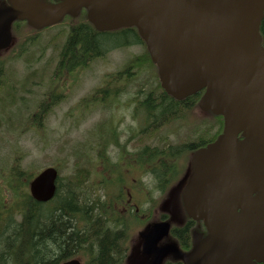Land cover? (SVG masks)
<instances>
[{
    "label": "water",
    "instance_id": "water-1",
    "mask_svg": "<svg viewBox=\"0 0 264 264\" xmlns=\"http://www.w3.org/2000/svg\"><path fill=\"white\" fill-rule=\"evenodd\" d=\"M0 5V51L11 26L36 30L87 12L99 32L136 28L158 68L163 90L177 101L204 91L202 115L224 118L217 140L193 157L194 173L174 185L157 212L171 216L131 239L127 264H259L264 261V0H7ZM58 171L47 168L30 184L32 198L51 201ZM187 215L204 223L182 251L169 237ZM62 264H82L73 259Z\"/></svg>",
    "mask_w": 264,
    "mask_h": 264
},
{
    "label": "trees",
    "instance_id": "trees-1",
    "mask_svg": "<svg viewBox=\"0 0 264 264\" xmlns=\"http://www.w3.org/2000/svg\"><path fill=\"white\" fill-rule=\"evenodd\" d=\"M83 18L78 19L75 26L72 25L75 29L68 40L67 50L64 55L63 49L60 52L57 73L50 80V91L40 102L37 112L33 115L35 120L46 119L53 108L67 97L62 89L63 86L69 80L76 82L77 76L94 63L88 61V58L102 53L105 44L116 42L118 47L144 45L136 29H125L121 35L116 32L114 33L116 38L110 40L105 33L97 34L91 31L94 30L92 25L84 21L86 19ZM24 26L25 24L22 22L16 24V27H19L18 31H22ZM261 34L264 45V19L261 24ZM126 37H129L130 40ZM35 44L34 38L25 41L20 45L18 57L27 56ZM6 63L0 60V108L3 104L0 114L8 116L9 113L14 116L13 108H18L19 111L23 107L25 108L23 106L25 103L16 105L19 101L16 96L18 90L24 87V91L29 93L31 86H40L43 82L41 78L36 79L35 71H30L25 81L18 83L11 80L5 72ZM127 67L135 71L134 84L145 69L150 67L155 71L153 74L154 84L150 87L146 84H139L138 91L133 98L134 115L138 114V117H142V122L147 124L146 132L141 133L137 138H157L160 130L178 124L185 125L191 134L195 135L192 140L194 142H199L202 138L212 134L211 140L216 139L221 134L224 125L222 117L192 119V113L204 91L183 101H177L169 96L159 84L156 67L147 51L141 56L132 58ZM14 78L16 77L12 79ZM8 99L11 101L7 102ZM96 99V95H92L86 104L92 105ZM22 119L24 118H20L18 121ZM105 120L108 121V119ZM198 121L200 124H197ZM97 129L98 126L95 125L91 133L101 139L102 132L99 134ZM208 130H212V132H208ZM89 147V145L80 144L72 175L63 177L62 169L56 168L60 177L54 200L48 203L35 201L26 190V184H20L23 179H27V185H29L32 177L20 168L19 158L14 160L6 185L12 193L9 204L1 193L0 264H61L72 258L82 259L83 264H126L128 228L130 223L132 224L136 219L129 218L128 222H124V216L119 209L109 205V203H115V199L125 200L122 187L125 179H123L121 171H118L116 187L113 185V180L106 178H104L105 185L102 187L99 185L88 186L87 182L91 177V171L82 164L83 162L90 163L87 155ZM98 147L99 162L104 159L106 165L110 164L104 158L106 147L103 144ZM91 149L95 150V147ZM138 162L141 165L146 164L140 159ZM170 180L171 177H167L165 184ZM158 182L163 185V179H159ZM102 189L104 191L103 198L96 194ZM173 235L176 236L182 247L190 245L191 234L186 229H174ZM166 264H170V262Z\"/></svg>",
    "mask_w": 264,
    "mask_h": 264
},
{
    "label": "rangeland",
    "instance_id": "rangeland-1",
    "mask_svg": "<svg viewBox=\"0 0 264 264\" xmlns=\"http://www.w3.org/2000/svg\"><path fill=\"white\" fill-rule=\"evenodd\" d=\"M67 31L68 26L64 24L42 33V36L38 40H35L36 44L31 48L28 56L14 62H7L5 65V72L11 80L18 83L25 81L29 76V72L35 71L37 73L36 79L41 78L43 84L31 86L29 93L24 91V87L18 90L16 96L19 101H17L16 105L25 103L23 105L25 108L23 107L20 111L18 108H13L14 116L9 115V113L8 116L0 114V203L1 193L6 198L8 204L11 200L12 193L7 189L6 185L11 166L16 158L20 159V168L30 177H34L47 167H60L62 169V176L68 177L73 173L74 162L77 158L76 155L79 153L78 148L80 144L84 146L89 145L87 155L90 163L83 162L82 165L88 167L91 171V177L87 185L94 187L98 186L102 178L105 177V168L96 161L97 145H95V142L98 138L91 133L95 125L104 116L113 117L118 123L117 129L120 133V143L123 144L124 136L122 135V130H131L134 135L135 131L140 127L133 120L131 110L111 112L94 110L92 106L87 109L82 108L85 104L83 100L92 96L97 76L105 71L106 62H94L89 69L77 76L76 82L73 80L67 81V84L62 88L67 97L58 106L53 108L46 119H33V115L37 112L40 102L51 89L50 80L57 73L59 56ZM142 51L141 47L130 46L112 53L108 58L112 61L110 64L114 67L127 62L131 56L134 57L142 54ZM30 65L31 68H29ZM13 77L16 78L12 79ZM139 77L133 86L134 93L138 91V84L145 81L147 77L150 78L149 70L145 69L144 73ZM145 84L148 87L152 86L154 84L153 78H150ZM10 101V99L7 100V102ZM199 117H202V115L192 113V119L199 120ZM20 118L24 119L18 121ZM40 123L42 124L41 128ZM197 123L200 124L199 121ZM101 129L102 124L97 129L99 134ZM162 136L165 139L168 138L176 145L189 143L195 138V135H192L185 125L180 124L174 127H165ZM93 147H95V150L91 149ZM110 150L115 154L119 153L118 156L124 153V149L122 148L110 147ZM125 172L127 174H135V165L129 163L125 168ZM125 172L121 173L125 174ZM134 178L131 177L130 180L132 182L136 179L138 180L136 176ZM20 184H26V190L29 191L27 179H23ZM96 194L103 198V189ZM159 197L160 194L153 192L152 199L154 200L149 195L150 201L148 204L142 197H139V200H142L144 204L142 205V211L147 213L158 207V202L155 199ZM116 203L118 205L115 208L119 209L122 214L123 202L115 199ZM109 204L110 207L114 205V203ZM128 221L129 218L125 216L124 222ZM142 224L143 222H140V225ZM136 231L137 228L132 224L129 232L130 235H133Z\"/></svg>",
    "mask_w": 264,
    "mask_h": 264
},
{
    "label": "flooded vegetation",
    "instance_id": "flooded-vegetation-1",
    "mask_svg": "<svg viewBox=\"0 0 264 264\" xmlns=\"http://www.w3.org/2000/svg\"><path fill=\"white\" fill-rule=\"evenodd\" d=\"M1 5L7 4V0H0ZM47 3H58L59 0H45ZM84 12V11H83ZM82 12V13H83ZM86 15V12L83 13ZM79 15L77 18H71L68 17L67 21L73 25L76 24L77 20L80 18ZM86 17V16H85ZM19 27L15 28V31L13 29V36L16 37L19 36V39L21 41L27 40V28L24 27L22 31H18ZM70 32L68 37L66 38L64 49H63V55L65 53L67 43L69 38L72 35V31H74L75 27L71 26ZM90 29V28H89ZM94 29V28H93ZM91 30V29H90ZM97 34H101V32H97L95 29L91 30ZM107 34V38L110 40L114 39V34L112 32H103ZM107 39V40H108ZM116 42L105 44L104 51L99 53L98 55H92L88 58V61L92 62H109L108 60H103V57H106L108 54L112 53L115 49ZM148 65V62H147ZM133 70L128 67H122L119 70L116 68L114 70H108L104 71L99 74L98 80L96 81L95 86V95L98 99H96L94 106L92 107L94 110L99 111H123V110H133L134 109V101L133 98L135 97L133 92ZM110 114V113H109ZM111 129L108 133V136L104 138L103 142L105 143L104 146H114L116 147L120 143V133L117 132L116 125L114 124L113 118H110ZM163 132V130H162ZM161 132V133H162ZM208 132H212V130H208ZM207 132V134H208ZM122 135L124 136V144L126 146H131L129 149V153L124 155L122 157V161L119 162V156L118 154L113 153L110 149L107 154H105V159L109 162L112 160V166L114 167V173L121 171L125 172L126 166L123 163V160H130L132 158L140 159L142 162H145L144 165H137L134 164L136 167V173L134 174H123L124 177H127L129 179V183H127V186L123 187V191H126L128 195L127 203L124 204V212L127 214H136V218L140 220L142 215H139L140 207H142L143 202L142 200L136 199L133 200V195L137 194L140 195V197L143 198V200L147 201L146 196L151 193V191H154L157 194H160V198H162L167 191L175 184L177 181H179L181 178L185 177L186 171L188 169L189 163L192 160V157L194 153L202 148L207 147L212 141V135L210 138L206 136V138H202L199 142H190L185 144H180L179 146H176L174 144H169L168 141L165 139H142L139 141H135L134 139H131L132 131L131 130H122ZM117 144V145H116ZM116 145V146H115ZM140 153H142L140 155ZM110 159V160H109ZM120 165V167H118ZM166 165V166H165ZM193 164H192V170L190 166L189 176H192L194 173L193 170ZM113 170V169H112ZM129 171V170H128ZM110 175L117 177V175H114L113 173H109ZM118 174V173H116ZM106 175V174H105ZM176 175V176H175ZM136 176L138 179H141L142 182L138 181L137 179L133 182L130 180L132 177ZM175 176V180L172 182L169 181L165 184L167 177H173ZM107 177H109L107 175ZM159 179H163V185H160L158 182ZM147 180V182H146ZM184 191V190H183ZM181 192V200H182V194ZM130 207H133V209H129ZM151 216H148L146 221L148 222L151 219ZM168 219V216H162L160 218V221H166ZM146 222V223H147ZM136 227V226H134ZM139 229V228H137ZM176 229H186L189 231V233L192 236L194 233H201L203 236L207 235L206 228L202 222L192 220L188 217V215L185 214V220L183 221L182 225H178V228ZM172 231V230H171ZM166 243V241H165ZM192 243H190L191 245ZM190 245H184L180 248L184 251H189L191 249ZM175 262V261H174ZM175 264V263H173ZM183 264V263H181ZM264 264V262L260 263Z\"/></svg>",
    "mask_w": 264,
    "mask_h": 264
}]
</instances>
